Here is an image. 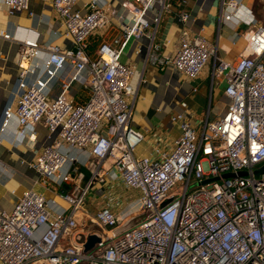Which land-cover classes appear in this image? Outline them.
Here are the masks:
<instances>
[{
  "label": "built area",
  "instance_id": "built-area-1",
  "mask_svg": "<svg viewBox=\"0 0 264 264\" xmlns=\"http://www.w3.org/2000/svg\"><path fill=\"white\" fill-rule=\"evenodd\" d=\"M2 1L14 14L27 10L30 0ZM77 1L52 0L63 35L74 48L50 45L46 80H18L17 104L3 113L0 142L13 116L18 144L42 124L49 143L31 167L45 184L61 185L76 171L78 160L70 149H87L98 164L110 159L122 184L138 191L143 218L132 223L135 216L120 219L109 206L100 207L90 219L99 230H88L100 242L84 251L75 240L84 233L75 213L85 205L86 189L60 194L68 206L60 210L52 206L54 200L26 190L11 211L0 209V264H264V173L253 172L264 165V20L242 1L221 0L222 23L246 27L243 51L234 61L220 57L206 38L190 31L187 11L179 15L184 26L173 55L160 56L159 45L151 44L147 62L169 65L190 78L212 60V75L222 76L225 83L227 106L220 117L198 128L175 115L180 135L173 149L139 157L135 149L142 134L132 125L127 101L134 92L132 69L119 56L131 37L139 39L150 28L154 38L170 5L167 0L122 1L129 23L90 56L89 38L106 26L110 14L100 0H91L83 11L75 8ZM1 36L8 37L4 32ZM31 46L20 53L23 73V63L34 54ZM65 65L73 75L59 94L49 97L47 82ZM75 81L89 88L83 102L65 95Z\"/></svg>",
  "mask_w": 264,
  "mask_h": 264
},
{
  "label": "crops",
  "instance_id": "crops-1",
  "mask_svg": "<svg viewBox=\"0 0 264 264\" xmlns=\"http://www.w3.org/2000/svg\"><path fill=\"white\" fill-rule=\"evenodd\" d=\"M91 0H78L75 8L85 10ZM124 0H100L105 11L110 14L109 22L93 32L89 38L87 53L95 55L102 41L119 35L125 24L130 21L127 10L121 7ZM169 8L163 13L160 27L153 36V30L136 39L131 37L124 45L119 60L132 69V96L127 98L132 106V125L142 134L141 142L135 149L139 157H158L169 152L180 135L178 121L172 117L182 114L190 124L198 128L205 120H214L222 115L227 98L223 94L222 76L212 75V60L195 78L173 69L146 61L152 43L159 45L160 56H171L178 46V37L183 28L179 19L182 11L190 12L188 23L192 33H200L212 44L216 53L228 60H236L242 53L245 42L242 37L245 25L232 29L231 25L220 20L221 0H167ZM252 8V0H239ZM115 11L116 15H111ZM4 32L7 38L1 36ZM64 27L53 8L52 0H30L28 9L10 14L0 0V124L7 107L15 109L20 90L18 80L23 77L28 84L46 80V62L48 47L58 45L61 49L74 48L70 37L64 36ZM238 35H237V34ZM27 43V44H26ZM28 43L31 44L28 45ZM33 47L28 60L21 66L22 49ZM140 48V49H139ZM139 49V51H138ZM23 73V76H22ZM73 75V69L65 65L57 70L55 77L47 82L49 97L60 93L62 84ZM89 88L80 82H72L66 90V97L73 102H83L89 97ZM16 119L11 117L0 142V209L11 211L17 200L26 190L42 194L48 200H54V209H66L68 206L60 194L86 189L84 207L76 212L79 230H86L90 219L102 206H109L119 217H134L139 193L125 187L114 174L112 161L98 162L86 150L70 149L78 163L75 172L59 184L41 182L38 173L31 167L44 145L49 143L47 130L36 126L33 135H27L21 144L15 138ZM97 165V167H95ZM107 190V192H106ZM123 219L119 228L123 227Z\"/></svg>",
  "mask_w": 264,
  "mask_h": 264
},
{
  "label": "water",
  "instance_id": "water-1",
  "mask_svg": "<svg viewBox=\"0 0 264 264\" xmlns=\"http://www.w3.org/2000/svg\"><path fill=\"white\" fill-rule=\"evenodd\" d=\"M254 174L260 176L264 173V165L255 169ZM246 171H239L238 175H246ZM224 177H233V173H225ZM204 180L202 183L207 182ZM76 242L80 243L83 246L84 251L90 250L96 243L100 242V237L96 233H79L75 238Z\"/></svg>",
  "mask_w": 264,
  "mask_h": 264
},
{
  "label": "rangeland",
  "instance_id": "rangeland-1",
  "mask_svg": "<svg viewBox=\"0 0 264 264\" xmlns=\"http://www.w3.org/2000/svg\"><path fill=\"white\" fill-rule=\"evenodd\" d=\"M252 1H253L252 8L256 10L255 13L259 16L260 20H264V0H252ZM134 215H135L134 219L131 220L132 223L143 218V215L141 214L138 205L135 206ZM86 228H87L86 230H93V231L99 230L98 226L92 223H89Z\"/></svg>",
  "mask_w": 264,
  "mask_h": 264
},
{
  "label": "trees",
  "instance_id": "trees-1",
  "mask_svg": "<svg viewBox=\"0 0 264 264\" xmlns=\"http://www.w3.org/2000/svg\"><path fill=\"white\" fill-rule=\"evenodd\" d=\"M255 15L257 16V18L259 19V16L255 13Z\"/></svg>",
  "mask_w": 264,
  "mask_h": 264
}]
</instances>
